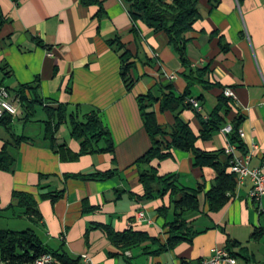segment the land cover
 <instances>
[{"label": "crops", "instance_id": "0c3cea01", "mask_svg": "<svg viewBox=\"0 0 264 264\" xmlns=\"http://www.w3.org/2000/svg\"><path fill=\"white\" fill-rule=\"evenodd\" d=\"M97 1L100 5L85 7L80 0H0L5 21L0 27V86L13 95L20 86L34 85L44 104H62L68 112L66 123L55 133L54 147L42 137L46 116L40 108L25 123L18 109L10 129H0V148L3 141L11 143L6 152L13 161L7 172H0V232L30 231L47 254L63 253L71 261L86 255L91 264H192L226 246L237 264H264V215L249 198L248 180L236 184L222 209L208 212L205 193L215 175L208 168H194L190 154L178 150L152 167L158 177L172 176L178 188H202L199 211L185 216L193 236L190 243L151 254L165 244L173 210L167 195L140 199L143 190L133 164L150 143L135 100L148 92L168 93L166 86L181 95L186 88L182 74L188 71L164 33L132 23L121 0ZM198 14L199 20L184 35L186 58L191 70L207 68L206 80L212 86L194 85L190 97L199 110H184L179 119L197 135V114L205 120L223 89H230L235 99L225 125L236 114L242 118L243 151L237 152L250 155L249 169L259 168L264 159V0H244L241 5L219 0L214 9L199 0ZM118 47L131 57L129 91L120 79ZM153 111L159 126L167 130L173 125L170 112H159L157 105ZM92 112L108 130L113 153L71 160L79 144L70 138L69 122H84ZM10 137L26 141L15 145ZM195 147L207 153L224 150L226 136L217 132L208 141L198 140ZM108 171L113 174L103 181L73 178ZM58 192L61 197L51 203L48 196ZM13 194L32 197L36 214L29 217ZM261 205L264 208V197ZM161 207L168 208L164 217L157 213ZM105 228L145 235L147 240L117 248Z\"/></svg>", "mask_w": 264, "mask_h": 264}, {"label": "trees", "instance_id": "16d2710c", "mask_svg": "<svg viewBox=\"0 0 264 264\" xmlns=\"http://www.w3.org/2000/svg\"><path fill=\"white\" fill-rule=\"evenodd\" d=\"M125 5L127 13L132 23L140 22L153 33L162 32L167 37V45L172 49L178 58L181 66L188 73L182 76L186 82V88L181 95L175 94L170 86L164 90L168 93L154 95L148 92L144 96L136 98L137 110L142 122V127L149 140L150 147L147 152L134 162L138 170V182L142 187L143 195L140 199H152L155 196L162 198L168 196L169 207L173 210V221L166 225L167 239L165 244L157 246V250L151 254L159 255L172 250L180 243L191 242L193 236L190 223L185 216L199 211L198 194L201 187L196 189L178 188L172 176L158 177L156 170L152 167L153 162H161L171 157L174 150L189 153L192 158L194 168H208L214 173L213 184L205 193V202L208 212H218L228 202L234 193L236 177L230 172L229 158L224 154V150L207 153L196 149L195 143L198 140L208 141L211 137L220 132L226 126V118L232 110L233 103L223 96V91L217 99V104L209 116L204 120L197 114L199 130L194 134L189 126L179 119V115L184 110H195L188 103L191 88L198 84L203 89H209L212 85L206 80L208 76L207 68L201 70H191L186 58V40L184 35L192 30L193 25L199 20L198 2L199 0H171L170 4L163 0H121ZM210 9L218 6L219 0H205ZM241 5L244 0H236ZM82 6L100 5L97 0H80ZM5 21L0 16V27ZM120 62V79L124 83L126 91L133 85L130 77L132 63L128 51L118 47ZM4 68H1L3 71ZM7 89V88H6ZM8 90V89H7ZM14 95L19 99V113L22 121L29 122L33 119L36 108H40L46 116L42 121L43 139L48 141L51 147L55 146V133L58 128L66 123L68 112L64 105L58 104L50 107L44 104L37 94V87L34 85L20 86ZM157 105L159 112H170L173 115L174 123L167 130L156 123L153 107ZM242 118L237 114L230 121L231 133L227 136L229 144L238 151H243L240 138L238 136L239 126ZM13 122L11 116H4L0 119V129L8 131ZM70 138L79 144V151L71 160H75L83 155H93L96 153L112 154L113 143L108 130L102 125L98 114L92 112L87 115L84 122L78 123L73 119L69 122ZM12 136V135H11ZM15 145L25 142L23 137H10ZM11 144L3 141L0 148V172H7L12 164V159L6 152L7 146ZM64 147H59L61 151ZM146 167L147 170H142ZM113 171L105 173H92L86 175L73 176L81 180L103 181L112 176ZM62 195V192L49 195L51 203H54ZM17 198L25 213L30 217L36 214L35 201L26 194H13ZM168 208L161 207L157 210L159 216L164 217ZM109 242L117 248H130L147 240L145 235L123 232L114 233L111 229L105 228ZM152 245H157L156 241H151ZM234 246L237 243L229 242ZM229 246L225 250L234 258L235 255L229 252ZM46 251L41 247L39 240L30 231L26 232H0V260L8 263H28L32 264ZM57 260L60 264H79V259L71 261L65 254H47Z\"/></svg>", "mask_w": 264, "mask_h": 264}, {"label": "built area", "instance_id": "2783aa9c", "mask_svg": "<svg viewBox=\"0 0 264 264\" xmlns=\"http://www.w3.org/2000/svg\"><path fill=\"white\" fill-rule=\"evenodd\" d=\"M171 79V78H170ZM223 96L234 101L233 92L225 88ZM188 103L191 107L198 111L199 106L195 99H189ZM19 99L11 94L5 87L0 86V119L4 116H11L15 119L18 116ZM231 126H224L220 132L226 136V147L224 154L229 158L230 172L236 177V184L241 185L244 180H248L250 184L249 198L256 206L259 214L264 215V208L261 201L264 197V159L262 165L256 169H249L248 162L250 155L240 156L237 149L229 144L227 136L231 133ZM238 136L241 139L242 133L239 131ZM32 264H58L54 258L40 256ZM79 264H91L90 259L86 255H82L79 259ZM192 264H237V259L232 257L225 249H212L211 255L207 259L199 260Z\"/></svg>", "mask_w": 264, "mask_h": 264}, {"label": "bare ground", "instance_id": "6f19581e", "mask_svg": "<svg viewBox=\"0 0 264 264\" xmlns=\"http://www.w3.org/2000/svg\"><path fill=\"white\" fill-rule=\"evenodd\" d=\"M42 256H45V257H47V258H51V257H50L49 255H47V254H46V255H42Z\"/></svg>", "mask_w": 264, "mask_h": 264}, {"label": "rangeland", "instance_id": "374dc122", "mask_svg": "<svg viewBox=\"0 0 264 264\" xmlns=\"http://www.w3.org/2000/svg\"><path fill=\"white\" fill-rule=\"evenodd\" d=\"M40 113V112H39Z\"/></svg>", "mask_w": 264, "mask_h": 264}]
</instances>
